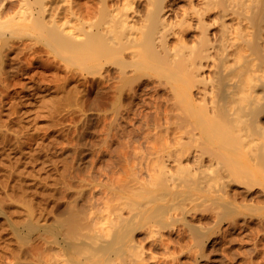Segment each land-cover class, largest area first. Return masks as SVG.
<instances>
[{
	"label": "bare ground",
	"instance_id": "1",
	"mask_svg": "<svg viewBox=\"0 0 264 264\" xmlns=\"http://www.w3.org/2000/svg\"><path fill=\"white\" fill-rule=\"evenodd\" d=\"M149 1L151 6L145 15L141 16L137 0H0V107L3 111L9 110L11 104L6 100L9 95L8 88L18 83V80L14 79L18 78L20 74L26 73L22 67L23 63L27 62L26 65L30 66L40 60L42 56L39 55V48L42 47L45 48L47 54L53 56L51 58L53 60H50L52 56L46 60L52 61L51 64L49 62V70H56L59 68L56 66L58 63H64L62 65L68 69L66 82L77 76L82 77L80 81L85 77L92 76L93 84L97 82L96 78L105 80L104 77H106L107 80L110 75L102 76L103 72L106 73L107 64L116 65V83L112 84L114 90L110 89L111 83L106 81L107 84L110 83L108 85L110 92L111 90L115 92L114 97V92H111L112 96L110 94L108 96L113 97L112 101L110 103L107 101L111 105L113 111L110 110L113 114L122 107V100L128 97L127 94L132 92L126 90L124 86H127L128 82L135 83L136 80L134 82L131 80L137 79L139 77H136L137 75L144 76V73H150L153 70L158 74L165 71L169 81L164 79L167 85L168 81L172 86L170 96L173 99V103L170 102L171 105L166 102L170 105L167 110L171 109L172 111L171 114L169 113L168 128H164L167 129L169 137L166 138L167 136L163 135L164 142L157 145L156 141L160 142L161 136L155 133L159 139L154 138L156 141H153V147L152 141H149V147L151 146L158 153L161 151L162 154H159L160 157L156 156V158L158 157L156 162L152 161L154 157L152 158V166H149L151 162L145 165L148 179L140 180L138 177H133L124 179L115 186H110L104 191L103 196L98 197L101 203L107 204L106 210H99L98 205L94 206L98 201L94 202V205L88 202L92 205L89 207H86V204L84 206L83 203L82 205L80 203L79 206L72 204L68 209V206L66 207L68 213H65L66 209L63 210L65 216L68 214L66 217H55L48 224L47 221H42L43 218L45 220V207L40 204H38V208L35 207L34 200L26 194L27 189L23 184H19L20 198L24 200L25 204V216L23 215L25 218L22 217V220H15L11 224V234L14 240L10 239L11 242H9L12 244L14 241L15 246L17 243L19 245V248L17 246L18 250L12 251L14 253L11 254L15 262L20 259H31L33 261L31 264H110L109 262L114 257L123 260V257L121 258L119 255H125L128 247H125L126 244L130 248H134L133 252L130 248L127 250L131 254V261L133 257L134 262H142L143 258L146 259L143 257L146 249L144 250L145 246L142 247V242L135 244L134 229L139 227L144 230L145 228L149 232V238H154L158 230L165 227L168 220L176 215L177 211L175 214L174 211L182 200L198 202L200 199L209 198L226 208L234 205V201L239 200L238 196L247 197L250 194L247 190L236 189L237 185L235 186V184L237 183L234 184V182L236 179V182L240 180L238 178L241 174L251 178L258 174L264 183V2L262 0H231L234 3L231 1L230 3L232 5H236L235 2L238 3L244 13L239 17L238 15L242 12L239 6L238 8L235 6L240 10L238 11L240 14L235 13L239 18L237 21L233 15L234 11H237L232 6L235 10L233 11L232 8L230 14L236 18L237 25L233 23L230 25L231 22L228 21V24L226 21L230 14L227 15V9L222 10V8L224 5L226 8L229 4L215 0L221 3L220 6L223 4L221 8L214 1V6L217 7L215 8L211 2L215 10H219L218 6L221 8L218 11L219 23L216 17V21L213 19V23L217 26L215 23L217 22L219 26L213 31L215 33H213L215 36L212 34L213 38L206 31L211 25L213 26L212 21L210 25V21L207 23L208 27L207 20H203L206 27H204L205 25L202 27L203 23L199 18V15L200 17L206 15L204 14L205 10H212L209 9L211 6L208 2L210 1L205 0L208 1L207 4L210 7L204 3L205 7L202 5L204 7L202 9L203 7L198 3L199 0L196 2L200 6H195L194 1L189 0L191 6L194 5L192 6L194 8L191 7V9L194 10V14H198L196 17L202 23H198L202 27L199 30L204 28L202 31L200 30V40L189 44L193 37L187 42L186 38H183L184 35L181 36L182 32L186 31V27H193L191 23L186 25L187 18L184 19L186 16L174 20L173 24L176 28L175 23L180 20L178 25L184 22L186 29L180 27L181 33L174 31L178 28H173L171 24L173 20L171 21L169 17L173 15L174 10L176 11L172 3L170 2L169 5V0ZM225 1L229 3V0ZM229 6L228 9H230ZM183 11L185 10L183 9ZM207 13L209 14V12ZM175 14L178 15L177 12ZM188 14L185 12L184 15ZM194 14L192 13L188 18L194 17ZM196 25L194 27L197 31ZM177 32L180 33L181 37H178L180 41L177 38L178 41L171 42L172 45H170V42L168 43L169 35L174 34L173 36H175ZM193 35L195 34L193 33ZM189 37L187 36V38ZM35 40L40 41L42 45L36 44ZM31 53L37 55L34 59H25L24 61V57ZM43 60L41 59V61ZM113 68L116 71V68ZM205 68H209L210 73L207 75L201 74ZM156 72L154 73L156 74ZM51 75L55 76L56 74L54 72ZM150 76L148 78H151ZM152 77L154 78V75ZM113 79L115 80L113 77L112 80L110 78L111 82ZM158 83L160 82L157 81ZM162 84L164 85L165 82L162 81ZM200 84H202V88H199ZM103 86L105 87V85ZM23 87L30 88V91L20 95V100L40 96L38 101H43L50 94H52L50 97H60L59 93L57 95V92L49 91L51 85L48 87L38 81L30 85L25 84ZM89 87L82 81L75 84L73 82L70 89L66 88L68 93L65 94L66 96L64 95L66 98L63 100H67L65 103L62 98L52 100L48 112L54 113L52 115L56 124L60 123L59 120L57 121L59 119L57 117L63 114L62 118H65L64 111L72 114L83 110L84 104L88 100L85 95ZM197 87L199 91L201 89L198 92L201 93V98L194 92V88L198 89ZM124 89L129 93L126 94ZM55 91L57 90L54 89L53 92ZM96 91L99 92V96L102 95L105 101L109 99L106 98L107 92L98 91V89ZM133 93L130 95L132 96ZM98 99L97 101H99ZM130 99L132 101V97L129 98L126 105ZM145 101L148 100L143 102ZM133 102L134 99L131 104ZM134 109L133 106V114L136 112ZM166 111L165 113H167ZM107 115H112V113ZM132 116L135 117V115ZM163 116L165 115L163 114ZM69 118L71 120V117ZM152 129H148L147 133ZM21 130V128H13L7 123L0 122V137L4 140L8 139L12 131L15 132L14 134H18L21 133ZM160 131L162 132V130ZM160 131L159 133H161ZM152 148L151 150H153ZM149 150L150 148L147 150L148 153ZM146 162L147 160L144 163ZM141 169L139 170L141 171ZM61 176L63 177V173ZM81 191L83 190L81 189ZM248 197L250 198V196ZM255 198L257 199V197ZM113 199H117V202L112 204L110 202ZM197 199L199 200L197 201ZM211 200L206 202L210 203ZM0 203L3 205L2 202ZM235 206L239 210L237 205ZM243 206L246 208L245 205ZM128 207V213L123 214V210H128ZM247 207L250 210L252 208L251 206ZM2 208L0 207V211ZM187 208L188 206L185 208L186 211ZM177 219L176 217L175 220ZM181 219L186 220L182 217ZM231 226L233 228L236 225L234 223ZM33 233L38 234L36 240H40L39 242L30 240ZM153 242L155 241L153 240ZM168 244H166L167 248ZM166 246L164 245V247ZM114 255H118L117 257L120 258ZM127 258L130 260L129 257ZM129 260L128 263L131 262ZM113 261H111L112 264H115ZM118 263L125 264L124 261Z\"/></svg>",
	"mask_w": 264,
	"mask_h": 264
},
{
	"label": "rangeland",
	"instance_id": "2",
	"mask_svg": "<svg viewBox=\"0 0 264 264\" xmlns=\"http://www.w3.org/2000/svg\"><path fill=\"white\" fill-rule=\"evenodd\" d=\"M193 1H194L193 4L195 6H198L200 4L201 6L203 5L204 7L205 4H207V2L210 1L208 3L211 7L208 4L207 5L210 7V8L208 7L209 9H212L210 10L211 12L208 9H207L208 11L205 10L206 12L204 11V14L206 15L202 14L205 17L204 16L200 17L199 15V18H201L200 20L198 17H196L198 16V14L197 15L194 14L195 13L193 12L194 10L191 9V7L194 5L192 4L191 6L189 0L168 1L169 5L172 3L173 8L174 7L176 8V11L174 10V12L172 13L175 16L173 15L169 16L170 20L171 21L173 20L171 24L172 25L174 24V20L186 16L184 17V19L186 20L187 18V20L189 21L188 22L186 20V25H189V23H191V26H193V27L190 26L186 27L187 29L190 28V30H188L190 34L192 35L193 33L195 34L193 36L192 35L190 36L189 32L184 26L185 24L184 22H183L184 24L182 23L183 25L181 23L180 25H178L179 24L178 22H180V20L177 21L175 23L176 28H174L173 25L174 29L178 28L177 30L174 31H179L180 27L181 28L184 27L186 29L187 32L185 30L184 32H182L181 31L182 29L180 31L183 33L181 34V36L184 35L183 38H186L185 40H187V42L188 39L190 40V38L193 37L192 41L191 40L189 41V44L199 39V34H201V31L204 29V28L200 29L201 30L200 31L199 28H202L205 25L203 20L205 21L207 20L206 24L210 21L209 25L211 24L212 21L214 27L212 25L209 27L207 24L209 28L206 31H208L209 35L210 34L212 35L214 33L213 31L215 30V28H217L219 23L218 11L221 10V8L223 7V4L222 6H220L221 3H225L229 5L231 4V6L227 5L226 8H225L226 5H224V7L222 8V10L227 9L226 12L228 13L227 15L231 13L230 12L231 9L233 7L235 8V6L236 8H238L239 6L240 10L242 9V7H240V5L236 2H235L236 5L234 4L232 5L234 1L232 2L231 0H229V3L228 1L226 3L225 0L224 1L220 0L221 3H218L215 0H208V1L202 0L203 2L201 0H199L198 2L197 0L199 4L196 2V0ZM214 1L217 4H219V6L221 7L220 8L217 5L219 9L218 11L215 10V8L217 7H215L216 5L214 6L213 3ZM230 1L232 3H230ZM137 2H138V6H140L139 9H141L140 10L141 16H144L147 10L149 9V7L151 6L149 3L150 1L137 0ZM211 2L213 3V6L215 8L212 6ZM262 2L264 1L262 0ZM184 6L187 8H185ZM228 6L230 7V9H228ZM204 7L202 9H204ZM234 8L232 9L233 11L236 9ZM183 9L185 11H183ZM240 10L236 9L237 12L234 11V14L232 13L237 18V21L239 20L238 16L240 17L241 15L243 16L244 14L243 10H241L242 14H240V12H238ZM175 12H177L178 15H176ZM185 12L189 14L184 15ZM207 12H209V14ZM192 13L195 15V16L193 15L195 18L189 17L190 18L189 19L188 16H191ZM235 13L236 14L239 13L240 15L237 16L235 15ZM233 15L230 14L229 16H227L228 19L226 18V21L228 24L229 22H231L230 25L232 23L234 25H237L236 18ZM215 17L217 18L216 20L218 22V23L215 22L217 26L213 23ZM232 17H234L235 19ZM199 20L202 21L203 23L202 27L199 26V24H202L199 22ZM194 25L198 27V28L196 27L197 31L195 30ZM204 27H206V25ZM179 32H177L178 34L176 33L177 37L176 35L173 36L174 34H170L171 36L169 35L168 43L170 42V45H172L171 42L175 43L177 38L181 37L180 36L181 32L180 33ZM211 35L210 37H213V35L212 36ZM187 36L190 37L187 38ZM178 40L180 41L179 38ZM35 42H37L36 44L38 45H42L40 41L35 40ZM36 55H37L36 53H34V55H32V53L28 54L24 57V61L25 59L26 60L34 59ZM39 55L42 56V58L40 57L42 60L43 59L45 60L41 61L40 59L34 62L33 64H31L30 66L26 65L28 64L27 62L23 63L22 67L25 69L24 71H26V73L20 74L18 78L14 79V80H18L17 81L18 83L16 85H11L8 88L9 95L6 98V100L8 102H11L8 108L9 110L3 111L0 107V122L7 123L10 126H13V128L15 127L22 129L21 133H18L19 135L14 134L15 132L12 131L11 132L12 134L11 135L9 134L10 136H8L7 140H4L3 138L0 137V202L3 203V205H1L0 203V207L1 208L3 207L2 210L0 211V253L2 254V255L0 254L2 256V258L0 257V264H10V263L19 264L20 262L31 264L33 262L31 259H26V260L20 259L19 261L15 262L13 255H11L19 248L18 243H17L18 248L17 246H15L16 243L14 241L12 242V244L10 243L11 242L10 239H12L11 224L15 220L18 221V220H22V217L25 218L24 200L23 199H22L23 201L21 200L20 198L21 192L18 190L19 189L18 186L20 183L23 184V186L27 189L26 190L27 196H29L35 201L34 203V201L32 200L35 207L38 208L39 207L38 204L42 205V207H45L46 209L45 220L43 218L42 221L43 222L47 221V223L49 224L53 221V218L55 219V217H60V218L64 217L65 216L64 214L68 213L67 209L70 207L69 205L76 204L79 206L80 203L81 205L83 203L84 206L86 204V207H89L91 203L93 205L94 202L98 201L99 203L100 201L98 200L99 199L98 197H101L104 191H106L110 186H115L117 183H121L124 179L138 177L140 178V180L142 179L147 180L148 172L147 169L145 168V165L147 163L150 164L151 162L149 166H152L153 164L152 161L156 162L158 159V157L156 158V156L160 157L161 155L159 154H162L161 151H159V153L154 151V148H152L154 146L153 141L159 139L157 138L158 135L161 136L162 138L160 137L161 139L160 142L156 141L157 145H159L163 143L165 140V138H163L164 137L163 135H165V137L167 136L166 138L169 137L167 134L168 133L167 129L164 128H168L169 125L168 122V118L170 116L169 113L170 112L172 113V111L171 109H168L169 110L168 112L167 107L170 108L171 103H173V99L170 96L171 95L170 93L172 91L171 89L172 86L168 82L169 80L167 78L165 71H161L159 73L161 75H159L158 72L153 70L150 72L151 74L144 73V76H141V74L137 75L136 77L139 76L137 79L138 80L140 78L141 79L139 81L136 78L131 80L133 82L136 80L135 83L128 82L127 86H124V88L126 90L128 89L129 92L130 91L132 92L129 93L124 89V92L126 91L125 92L126 94L129 93L127 94L128 97L122 100L123 101V104L121 105L122 107L119 108V110L113 114L112 112L113 110L111 109V105H109V103L112 101L111 98H113L115 94V92L113 91L114 87L112 84H114V82L116 83L115 76H117V68L116 65L113 66L114 64L112 65L108 63L109 65L107 64L108 67H106V71H105L106 73L103 72L102 76L110 75L108 76V78L110 77L112 80L113 77L115 78V80L113 79V82H111L110 78L107 80L106 77H104L105 80H103V78H101V80L100 78H96L97 82L93 84L94 79H92V76L85 77V79L83 78V80H81L83 84L87 83V86H90L88 92L85 95L86 99L88 98V100H86L83 110L76 111L74 112L75 114L74 113L71 114L67 112L66 114L64 111L65 118H62V116L64 117L63 114L57 117L59 118L57 119V121L59 120L58 122L60 123L62 122V124L60 123L56 124V120L52 115L53 112H51L50 110H49L50 112H48V109L51 108L50 105L52 104V100L54 98L56 99L62 98V101H64L63 99L66 98L65 97L67 95L66 93H68L67 92L68 89L72 87L73 82L74 84L76 82L81 83L80 79L82 77L77 76L75 77V79L68 80L66 82L65 79L67 77L68 69L63 66L64 63L63 62L58 63L56 66H58L59 68L56 70L55 69L49 70L48 68L50 67L49 62L51 64L52 61H46V60L47 59L49 60V57L52 55L47 54L44 47L39 48ZM47 55L48 57L46 58ZM51 58H53V56L50 57V60H53ZM113 67L116 68V71ZM208 69L209 68L203 69V71H201V74L204 75L209 74L210 72L208 71ZM206 70L207 72H205ZM54 72L56 74L55 75L56 77L51 75ZM154 72H156V74ZM152 73L154 75L155 80L152 77L153 76ZM156 75L158 76V78ZM149 76L151 78H148ZM164 78L168 80L167 81L168 85L166 84V80ZM158 79L161 81H159ZM156 80L160 82L158 83L159 85L157 84ZM36 81L48 85V87L51 85L49 91L51 93L57 92V95L59 93L60 97H56V96L50 97L52 95L50 94L46 97L47 99L43 101H38L40 96L28 98L27 100H20L19 99L20 95L29 93L30 91V88L23 87V85L25 84L30 85L36 83ZM106 81H109L111 83L110 89L113 88L111 92L114 93H113V97L111 98L108 97L109 94L110 96H112L109 90L110 86L108 87L110 83L108 82L107 84ZM137 81L140 83H138ZM162 81L165 82L164 85L162 84ZM57 83H61L62 85ZM96 84L98 88L95 87ZM101 84L105 85V87ZM57 85L59 90L57 88ZM201 86L202 84H200L199 88H202ZM155 87L158 88L160 87V88L155 89ZM61 88L64 89L61 90ZM105 88L107 89L106 91ZM199 88L198 89L194 88V92L197 96L199 94L198 97L201 98V93H198L201 91V89L199 91ZM54 89H56L57 91L53 92ZM97 89L98 91H104L105 93L107 92L106 98L108 97L109 99L107 98L108 100L105 101L102 95L100 96L102 97L103 100L100 99L101 97L98 94L99 92L96 91ZM167 90L168 91L170 90L169 93ZM135 92L137 96L136 95L134 96ZM132 93L133 95L131 96L130 94ZM130 96L132 97V101L134 99V102L133 104H131L132 101L130 99L128 105H126L129 98H131ZM168 97L170 98L168 99ZM198 97L197 99H200ZM97 98H99L98 99L99 101H97ZM146 99L148 101L143 102ZM66 101L67 100H65L64 103ZM107 101H109V103ZM166 102L169 103L171 102V103L170 105H168L169 103L166 104ZM105 104L108 106H106ZM133 106L135 107L134 111L136 110L134 114L132 113ZM109 110L110 113H112V115L108 116L107 114H110L108 112ZM162 110L164 111V113ZM165 111L167 113H165ZM127 112H131V113L129 114ZM163 114L165 116H163ZM132 115H135V117ZM68 116L71 117V120ZM130 116H132L133 119ZM165 120L166 122L164 123ZM159 128L160 130H162V132L159 130ZM148 129H152V130H149L150 132L147 133ZM159 131L161 133H159ZM155 133H158V135L156 134L157 135L156 136ZM14 135H17L16 137L19 139V141H17L18 139ZM154 138H156V140ZM150 140L152 141L153 144L152 147L151 146L149 147V143L151 142ZM147 146L150 148L149 150L150 154L147 151L149 149L146 148ZM151 148L153 150H151ZM153 157L156 159H154ZM146 160L147 162L144 163ZM141 168L144 169L142 170ZM139 169H141V171ZM11 172L12 174L10 175ZM62 173H63V177L61 176ZM257 175L258 174H255V176H252L251 178V177L243 176L241 174L239 175L240 178H238L240 180L236 182L237 181L236 179V181L234 182V184L237 183L235 184V186L237 185L236 189L247 190L248 194L250 193L248 196H250L251 199L248 196H247L248 198L244 196L243 197L238 196L239 200L234 201V205L227 208L219 205L215 201L217 204L216 205L214 200L212 201L209 198L200 199V200L197 199V201L199 200L198 202H196L195 200L193 201L187 200L186 202L185 200H182L180 203H178V206L174 211V214L177 211L178 213V214L176 213L177 216L173 215V217H171L168 220V224L165 227H162L158 230V233L155 234L154 238H149L148 236L149 232L145 228L144 230H142L139 227L134 229L135 232H133V238H134L133 240L136 242L135 244L138 243L140 244L142 242L141 243V245L143 244L142 247L145 246L144 250L146 249L145 250L146 253H143V257H146V259L143 258L142 262H137V261L134 262V258L132 257L133 260L131 261L130 258L131 254H129L130 252L127 251L130 247L129 245L126 244L125 247L127 246L128 247L125 255L124 256L119 255L121 258L123 257L122 258L123 260L116 259L114 257L112 259L114 260L113 262H115L116 264L119 261L120 262L124 261L125 264H127L129 260L127 257H129L130 258L129 261H131L132 263L130 262L128 264H141V263L144 264V262L145 264H264V194H263L264 183L263 181H261L260 176L258 175L259 177L258 178ZM81 189L83 191H81ZM79 191H81L80 192L81 195L79 194ZM82 192L85 194H83ZM255 197H257V199ZM208 200H211L213 203L206 202ZM188 201L189 203H187ZM88 202L91 203L89 204ZM116 202L117 199H113L110 203L113 204ZM98 203H95L94 206L96 207V205H98L97 208H99V210H104V209L106 210L107 204L105 205L104 203L101 202L99 204ZM100 204H102V206L99 207ZM235 205H237L239 210L236 208ZM243 205H245L246 208ZM187 206L188 208L186 211L185 208ZM247 206H251L252 207V208L250 207L251 210ZM65 209L67 212L65 211L64 213L63 210ZM128 211H129V207L128 210L127 209L123 210V214L126 215ZM233 212H235L236 214ZM67 215L68 214H66V216ZM174 216L175 219L176 217L178 219L175 220ZM181 217L183 219H186L187 221L186 220L183 221ZM185 221L186 224H184ZM171 222L173 223V225ZM233 222L235 223L236 226H233L232 228L231 225H234ZM193 225H196L197 229H195L196 226L194 227ZM192 226L193 228L191 229ZM198 227L200 230L198 229ZM37 236H38L37 233H33L30 236L31 238L30 240L32 242H36V241L39 242L40 240L38 239L36 240V238H38ZM157 236L159 238L161 237L160 238L161 240L160 239L158 240ZM152 239L155 242H153ZM162 243L165 246L167 243H169L168 248L167 246L164 247ZM130 249L132 250V252L134 251V248L133 249L130 248ZM10 259L13 261L11 262ZM111 261L109 262L110 264H112Z\"/></svg>",
	"mask_w": 264,
	"mask_h": 264
}]
</instances>
